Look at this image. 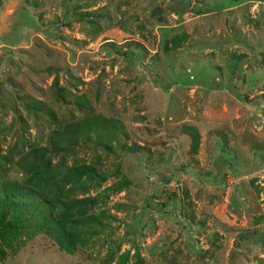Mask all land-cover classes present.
Returning a JSON list of instances; mask_svg holds the SVG:
<instances>
[{"label":"rangeland","instance_id":"rangeland-1","mask_svg":"<svg viewBox=\"0 0 264 264\" xmlns=\"http://www.w3.org/2000/svg\"><path fill=\"white\" fill-rule=\"evenodd\" d=\"M78 95L127 144L51 156L60 174L96 167L60 195L101 224L76 254L35 234L1 264H264V0H0L5 178L23 175L17 159L47 145L57 119L82 116Z\"/></svg>","mask_w":264,"mask_h":264},{"label":"trees","instance_id":"trees-1","mask_svg":"<svg viewBox=\"0 0 264 264\" xmlns=\"http://www.w3.org/2000/svg\"><path fill=\"white\" fill-rule=\"evenodd\" d=\"M89 13L97 15L96 11ZM183 36L171 38V48L178 46ZM47 70L52 71L54 68L48 67ZM53 82L54 96L61 98L64 95L63 88L57 86L56 77ZM62 98L64 100V96ZM73 104L75 109L83 111L82 116L65 121L57 119V128L48 134L47 145L30 147L21 153L16 164L23 172L22 176L18 179L5 178L2 173L5 169L0 164V264L5 259L7 249L14 247L17 238H30L35 234L41 235L61 252L76 254L79 246L101 224L98 215H85L82 207L75 212L84 200L63 198L60 195L65 177L72 174L91 175L97 172L96 167L79 163L71 166L68 172L60 174L58 164L52 163L51 156L56 153L64 155L79 146L87 145L109 151L113 141L126 151L127 144L118 135L120 127L117 122L96 113L84 95L76 96ZM23 105L35 114L44 112L56 119L44 101L26 97ZM184 132L192 138V150L197 149L198 131L194 127H187ZM261 218L264 215L256 220ZM241 237L249 238V234L245 233ZM261 238L264 240V234ZM110 261L111 258L106 263ZM131 264L145 263L138 257Z\"/></svg>","mask_w":264,"mask_h":264}]
</instances>
